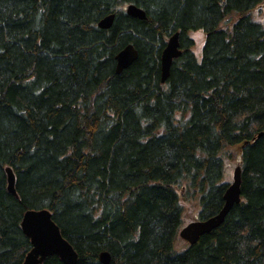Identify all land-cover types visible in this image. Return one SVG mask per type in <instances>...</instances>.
Masks as SVG:
<instances>
[{"label":"trees","instance_id":"obj_1","mask_svg":"<svg viewBox=\"0 0 264 264\" xmlns=\"http://www.w3.org/2000/svg\"><path fill=\"white\" fill-rule=\"evenodd\" d=\"M262 1L0 0V264L23 263L29 208L51 212L76 264H102L103 250L109 264H264V26L250 17ZM200 29L198 59L188 32ZM177 31L182 53L162 83ZM127 43L138 56L117 74ZM234 146L241 201L176 250L179 191L197 196L199 218L216 214Z\"/></svg>","mask_w":264,"mask_h":264},{"label":"water","instance_id":"obj_2","mask_svg":"<svg viewBox=\"0 0 264 264\" xmlns=\"http://www.w3.org/2000/svg\"><path fill=\"white\" fill-rule=\"evenodd\" d=\"M125 13L141 20L146 18L145 11L134 2L129 1L125 7ZM114 14H108L97 23L102 29L111 27ZM182 53L179 43V32L169 36L160 55V81L164 83L169 76L170 67L174 59ZM138 56V51L132 43L125 44L114 56L115 72L119 74L127 68ZM7 191L17 196L15 190V175L10 167H5ZM241 167L237 165L233 169L232 182L228 184L223 195V206L214 215L204 219L189 222L179 231L181 238L194 244L198 238L219 226L228 211L241 199ZM23 234L29 239L31 248L26 253L22 264H43L49 256H57L63 264H76L78 254L71 243L61 234L59 226L52 219V214L47 208H29L20 221ZM102 264H109L110 253L103 250L98 255Z\"/></svg>","mask_w":264,"mask_h":264},{"label":"rangeland","instance_id":"obj_3","mask_svg":"<svg viewBox=\"0 0 264 264\" xmlns=\"http://www.w3.org/2000/svg\"><path fill=\"white\" fill-rule=\"evenodd\" d=\"M125 5L122 6L124 9ZM125 10V9H124ZM250 17L264 26V1L257 4L254 8L250 11ZM235 17H229L228 22L225 25H228L229 22L231 23ZM188 36L192 39L193 45L191 46V51L194 55L200 59L201 49L204 43V32L200 30H192L188 32ZM230 159H227L224 163V180L231 181L232 178V171L236 165L240 162V149L239 147H231L230 148ZM180 194V203L182 205V223L180 225L183 226L189 221L196 220L198 218V213L200 210V204L197 196H189L185 197L183 192L179 191ZM174 248L178 251L184 249L188 243L183 240L177 232V235L174 238Z\"/></svg>","mask_w":264,"mask_h":264},{"label":"bare ground","instance_id":"obj_4","mask_svg":"<svg viewBox=\"0 0 264 264\" xmlns=\"http://www.w3.org/2000/svg\"><path fill=\"white\" fill-rule=\"evenodd\" d=\"M225 192V191H224ZM17 194V193H16ZM223 195H224V193H223ZM222 198H223V196H222ZM223 203H224V200H223ZM223 206V205H222ZM222 208V207H221Z\"/></svg>","mask_w":264,"mask_h":264}]
</instances>
